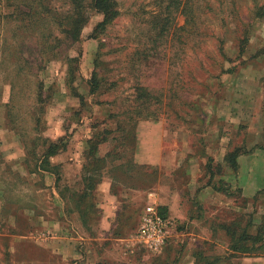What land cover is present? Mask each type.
<instances>
[{
    "label": "rangeland",
    "instance_id": "obj_1",
    "mask_svg": "<svg viewBox=\"0 0 264 264\" xmlns=\"http://www.w3.org/2000/svg\"><path fill=\"white\" fill-rule=\"evenodd\" d=\"M186 2L180 14L162 0H116L118 16L104 30L94 32L102 16L90 11L79 40L68 42L58 30L70 8L62 0L40 12L31 1L0 0V264L72 263L40 243L58 217L71 225L89 205L84 177L96 188L109 180L112 191L148 190L138 211L156 205V185L179 173V153L184 163L198 159L205 179L225 178L216 157L206 159L205 135L229 134L221 119H264V14L255 18L264 0ZM239 128L231 148L245 154ZM54 142L63 162L56 154L41 164ZM87 164L86 173L77 168Z\"/></svg>",
    "mask_w": 264,
    "mask_h": 264
},
{
    "label": "crops",
    "instance_id": "obj_2",
    "mask_svg": "<svg viewBox=\"0 0 264 264\" xmlns=\"http://www.w3.org/2000/svg\"><path fill=\"white\" fill-rule=\"evenodd\" d=\"M253 88L257 98V86ZM243 124L245 154L238 153L233 167L226 157L235 151L232 141ZM219 125L230 133H207L205 155L216 157L225 178L205 179L198 159L184 163L186 154L179 153L172 169L183 178L178 180L175 173L168 175V184L156 185L157 207L180 226L160 253L148 254L134 236L139 218L135 204L148 190L123 185V190L112 191L109 180L97 186L91 199L98 210L92 224L80 223L78 212L71 225L66 216L58 217L56 232L41 238L42 249L71 264H264V119H221ZM63 156L66 153L57 154L55 164L63 162ZM240 218L249 237L245 247L237 242Z\"/></svg>",
    "mask_w": 264,
    "mask_h": 264
},
{
    "label": "trees",
    "instance_id": "obj_3",
    "mask_svg": "<svg viewBox=\"0 0 264 264\" xmlns=\"http://www.w3.org/2000/svg\"><path fill=\"white\" fill-rule=\"evenodd\" d=\"M25 1L27 2L31 1V2L37 3L38 7L40 8L39 9V12H40L42 11V9L46 10V2L51 1V0H25ZM62 1H63V4H68L70 7L68 10H66L63 13L62 22L58 24V30L61 33L62 41L75 42L79 40L80 35H81V30L85 26V24L88 22L90 11L98 13L102 16V21L99 24H97L94 32L100 29L104 30L105 27L109 25L118 16V10L116 9L117 8L116 0H62ZM163 3L165 4L163 6V9H165V11H168L169 9H174L175 12H177L178 10H180L178 12H180L181 14V13H184L187 8L186 0H162L161 4ZM190 11L192 12V10ZM263 14H264V5L257 9V11L255 12V18L257 17L260 18V16H262ZM27 15L32 17L33 14L30 15L29 13H27ZM170 21H171V15H167L166 17L162 19L161 22L164 24V26H168ZM29 22L31 23V21ZM154 25H157V23ZM92 78L93 80L95 78V74L93 73H92ZM39 89L40 91H42L41 85ZM88 144H89V148L84 151V157L86 159L88 155L90 154V152L92 151L90 149V142H88ZM57 145L58 144L56 142L50 143V145H48V147L45 149L41 157L42 158L41 164L48 165L47 162L49 161V158L57 154L56 152ZM237 155H238V151H234L232 153L227 154L226 159L233 167H235V158L237 157ZM49 167H51L50 163H49ZM53 168L54 167H51L49 168V170L52 171ZM81 170L82 172H85V173L88 172L90 170L88 167V164L83 165ZM81 180L83 184V188L80 191L82 192L81 196H83L81 197V200L86 197L89 198V203H88L89 205H87V207H84V206L80 207V209L77 210L76 212L80 214V220L84 224L83 221L85 220V216H87L88 212L92 213L93 208H95L92 202H90L94 194L93 196L90 195L88 190L90 192L95 191L97 183L95 184L93 183L92 180L90 181V177H87V178L84 177V180L83 179ZM55 181H58V179H56ZM86 191H87V195H86ZM141 212H142V209H141ZM141 212L140 214H138L139 217L141 215ZM161 214L166 216L163 212H161ZM138 221H139V218H138ZM261 232L263 235L264 231L261 230ZM247 241H249V237L245 234V232L242 231L239 235L237 242L240 245V247H245L244 245L247 243Z\"/></svg>",
    "mask_w": 264,
    "mask_h": 264
},
{
    "label": "built area",
    "instance_id": "obj_4",
    "mask_svg": "<svg viewBox=\"0 0 264 264\" xmlns=\"http://www.w3.org/2000/svg\"><path fill=\"white\" fill-rule=\"evenodd\" d=\"M175 227L173 219L162 215L157 205L149 203L142 209L134 236L148 254H158L166 246Z\"/></svg>",
    "mask_w": 264,
    "mask_h": 264
}]
</instances>
